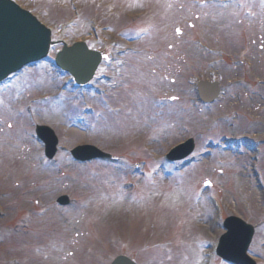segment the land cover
Instances as JSON below:
<instances>
[{
  "label": "rangeland",
  "instance_id": "rangeland-1",
  "mask_svg": "<svg viewBox=\"0 0 264 264\" xmlns=\"http://www.w3.org/2000/svg\"><path fill=\"white\" fill-rule=\"evenodd\" d=\"M17 2L53 30V40L87 41L111 53L113 62L102 65L94 90L74 91L67 82L61 90L68 76L49 62L58 45L49 60L0 85V264H109L120 254L138 264H202L196 244L219 230L208 203L198 204L195 190L205 180L223 188L225 215H240L252 225L264 218L249 177L250 152L216 149L213 157L172 175H164L161 157L189 138L201 149L206 139L221 137L248 138L255 147L264 141V0L219 6L212 0ZM141 10L144 16L136 18ZM211 75L221 97L201 106L191 81ZM240 78L260 85L252 91ZM169 98L176 100L171 104ZM86 108L94 114H83ZM37 124L58 137L53 162L32 139ZM85 144L122 164L74 162L70 150ZM263 159L258 169L264 180ZM63 194L71 203L61 208L55 200ZM152 230L153 242L174 237L166 262L146 250L152 241L144 238ZM259 234L264 236L256 232L252 249L264 257Z\"/></svg>",
  "mask_w": 264,
  "mask_h": 264
},
{
  "label": "water",
  "instance_id": "water-1",
  "mask_svg": "<svg viewBox=\"0 0 264 264\" xmlns=\"http://www.w3.org/2000/svg\"><path fill=\"white\" fill-rule=\"evenodd\" d=\"M50 45L49 31L11 2L0 0V81L21 67L43 59ZM98 61V56L87 53L80 45H75L70 49L65 48L58 55L56 62L58 66L70 72L77 83L82 84L90 79ZM73 154L81 156L79 152ZM90 156L97 154L91 153ZM228 229L230 232L223 245L230 246L231 250L222 249L219 254L224 258L232 259L238 254L235 253V247L239 246L243 253L250 237L242 239L241 235L237 236L241 233L239 227L228 226ZM114 264L132 263L120 258Z\"/></svg>",
  "mask_w": 264,
  "mask_h": 264
},
{
  "label": "snow or ice",
  "instance_id": "snow-or-ice-1",
  "mask_svg": "<svg viewBox=\"0 0 264 264\" xmlns=\"http://www.w3.org/2000/svg\"><path fill=\"white\" fill-rule=\"evenodd\" d=\"M177 33H179V29H177ZM174 99V98H173Z\"/></svg>",
  "mask_w": 264,
  "mask_h": 264
}]
</instances>
